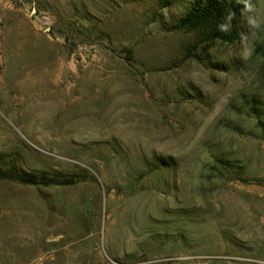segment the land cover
Returning a JSON list of instances; mask_svg holds the SVG:
<instances>
[{
    "label": "rangeland",
    "instance_id": "obj_1",
    "mask_svg": "<svg viewBox=\"0 0 264 264\" xmlns=\"http://www.w3.org/2000/svg\"><path fill=\"white\" fill-rule=\"evenodd\" d=\"M246 3L234 42L195 45L173 27L187 0H0V166L78 178L0 180V264H264Z\"/></svg>",
    "mask_w": 264,
    "mask_h": 264
},
{
    "label": "trees",
    "instance_id": "obj_2",
    "mask_svg": "<svg viewBox=\"0 0 264 264\" xmlns=\"http://www.w3.org/2000/svg\"><path fill=\"white\" fill-rule=\"evenodd\" d=\"M246 0H187L186 8L173 27L191 32L195 45L209 40L234 42L239 37L237 20L246 13ZM172 27V28H173ZM255 52L264 58L262 47L258 46ZM254 110V105L251 106ZM224 168L227 166L222 159H216ZM11 179L26 184H73L77 177H70L63 181L46 180L43 175L30 174L14 163L8 167L0 166V180Z\"/></svg>",
    "mask_w": 264,
    "mask_h": 264
},
{
    "label": "bare ground",
    "instance_id": "obj_3",
    "mask_svg": "<svg viewBox=\"0 0 264 264\" xmlns=\"http://www.w3.org/2000/svg\"><path fill=\"white\" fill-rule=\"evenodd\" d=\"M46 72H47V71H46ZM28 73H30V72H28ZM32 73H33V72H32ZM32 73H31V74H32ZM36 73H37V72H36ZM39 73H40V72H39ZM41 73H42V72H41ZM49 73H50V71H49ZM45 76H46V75H45ZM35 77H36V76H35ZM46 77H47V76H46ZM26 78H27V77H26ZM26 78H25V79H26ZM31 78H32V77H31ZM48 78H49V77H48ZM28 79H29V78H28ZM48 80H49V79H48ZM25 81H26V80H25ZM54 81H55V80H54ZM24 86H25V85H24ZM22 88H23V87H22ZM24 88H25V87H24ZM22 90H23V89H22ZM24 90H25V89H24ZM23 92H24V91H23ZM29 92H30V91H29ZM26 94H28V93L26 92ZM26 94H25V95H26ZM32 94H33V93H32V91H31L30 95H32ZM30 95H29V96H30ZM33 96H34V95L30 96L31 99L33 98ZM28 98H29V97H28ZM32 102H33V105H34V103L36 104V106L34 105V106H35L34 108H36V107H37L38 105H40V103H41V102H39L38 100H32ZM42 105H43V104H42ZM44 105L46 106V104H44ZM30 106H31V105H30ZM30 106H29V107H30ZM32 107H33V106H32ZM38 107H40V106H38ZM41 107H43V106H41ZM46 108H47V107H46ZM45 110H46V109H45Z\"/></svg>",
    "mask_w": 264,
    "mask_h": 264
}]
</instances>
